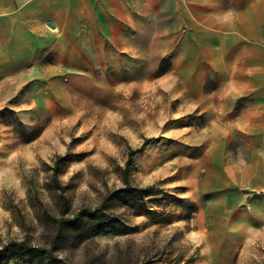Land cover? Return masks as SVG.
<instances>
[{
  "label": "rangeland",
  "instance_id": "374dc122",
  "mask_svg": "<svg viewBox=\"0 0 264 264\" xmlns=\"http://www.w3.org/2000/svg\"><path fill=\"white\" fill-rule=\"evenodd\" d=\"M174 22L170 13L157 20L161 28ZM139 40V52L126 44L127 50L111 52L107 65L77 67L70 81L62 78L57 98L47 96L46 80L31 74L0 84V246L26 234L44 244L47 231L31 198L51 207L46 184L57 155L63 157L57 178L70 185L72 205L94 206L106 188L121 186L117 168L131 148L137 150L133 183L153 185L157 194L138 211L116 203L119 222L78 247L59 249V258L66 264H264V200L239 185L234 189L244 199L226 212L224 226L206 217L220 213L218 194L198 188L195 175L205 174L212 147L182 140L204 122L194 100L165 77L178 50L175 39L143 34ZM225 149L237 165H247L245 140ZM218 235L224 240H215Z\"/></svg>",
  "mask_w": 264,
  "mask_h": 264
},
{
  "label": "crops",
  "instance_id": "0c3cea01",
  "mask_svg": "<svg viewBox=\"0 0 264 264\" xmlns=\"http://www.w3.org/2000/svg\"><path fill=\"white\" fill-rule=\"evenodd\" d=\"M165 13L176 22L161 28ZM143 34L175 39L165 77L203 116V127L182 140L212 147L195 181L218 194L220 213L206 217L222 227L226 212L244 199L234 188L264 200V0H0V84L31 74L46 80L48 97H60L63 77L70 81L93 61L107 65L126 44L139 52ZM234 100L245 106L237 111ZM237 140L249 147L243 167L225 149Z\"/></svg>",
  "mask_w": 264,
  "mask_h": 264
},
{
  "label": "trees",
  "instance_id": "16d2710c",
  "mask_svg": "<svg viewBox=\"0 0 264 264\" xmlns=\"http://www.w3.org/2000/svg\"><path fill=\"white\" fill-rule=\"evenodd\" d=\"M136 151L129 148L124 165L117 168L121 186L106 188L94 206L81 204L78 207L72 205L66 194L70 185L61 183L57 178L59 165L63 161V157L57 155L50 168V180L46 184L53 198L51 207L46 208L37 196L31 198L39 207L37 216L47 231L44 244L32 243L28 234L19 240H8L0 246V261L11 264H66L55 252L61 248L78 247L99 229L119 222L118 213L114 210L116 203L140 210L149 202L148 197L157 193L153 185L133 183L130 175L134 166L132 155ZM150 263L148 260L141 264Z\"/></svg>",
  "mask_w": 264,
  "mask_h": 264
},
{
  "label": "water",
  "instance_id": "95a60500",
  "mask_svg": "<svg viewBox=\"0 0 264 264\" xmlns=\"http://www.w3.org/2000/svg\"><path fill=\"white\" fill-rule=\"evenodd\" d=\"M47 25H48L49 27L53 28V25H52V24H50V23H47Z\"/></svg>",
  "mask_w": 264,
  "mask_h": 264
}]
</instances>
